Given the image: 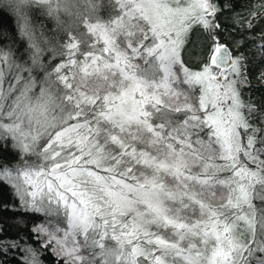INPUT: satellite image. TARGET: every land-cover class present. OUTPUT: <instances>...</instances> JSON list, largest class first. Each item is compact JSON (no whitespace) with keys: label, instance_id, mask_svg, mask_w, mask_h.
<instances>
[{"label":"snow or ice","instance_id":"6c2138e0","mask_svg":"<svg viewBox=\"0 0 264 264\" xmlns=\"http://www.w3.org/2000/svg\"><path fill=\"white\" fill-rule=\"evenodd\" d=\"M231 9L0 0L3 209L39 216L0 264H264V106L222 42Z\"/></svg>","mask_w":264,"mask_h":264},{"label":"trees","instance_id":"16d2710c","mask_svg":"<svg viewBox=\"0 0 264 264\" xmlns=\"http://www.w3.org/2000/svg\"><path fill=\"white\" fill-rule=\"evenodd\" d=\"M220 4L224 3V0H218ZM232 9L226 10L222 16L219 17V23L221 29L222 42L228 44L230 49L233 48L235 41L242 40L243 43L238 49H233V55L235 56L237 51L244 54L247 58L246 63L248 65V78L250 85L246 86L243 90L248 95L245 99H251L252 102L258 106H264V54L261 53L259 45L262 41L259 39L261 35H264V9H260L258 6L264 5V0H231ZM256 10V15L252 18L251 29L247 27L241 28L233 23V16L235 13H239L243 24L246 18L251 17L253 10ZM8 20L5 21V26L8 28L14 27V17L10 13H7ZM46 23H51L46 21ZM6 162L11 161L15 163V158L12 156L5 158ZM18 204V199L13 196V190L6 181H0V225L3 226V233L0 235V239H16L20 232L28 234L29 241H32V236L29 233V229L32 226V220L38 219L39 216H34L28 220L26 225L18 223V220L27 218L30 214L22 211H13L3 209V205ZM45 260H51L50 256H45Z\"/></svg>","mask_w":264,"mask_h":264},{"label":"rangeland","instance_id":"374dc122","mask_svg":"<svg viewBox=\"0 0 264 264\" xmlns=\"http://www.w3.org/2000/svg\"><path fill=\"white\" fill-rule=\"evenodd\" d=\"M263 80H264V76H263Z\"/></svg>","mask_w":264,"mask_h":264}]
</instances>
